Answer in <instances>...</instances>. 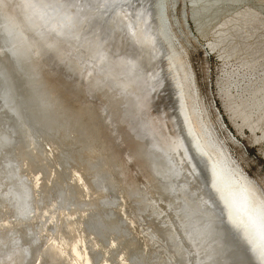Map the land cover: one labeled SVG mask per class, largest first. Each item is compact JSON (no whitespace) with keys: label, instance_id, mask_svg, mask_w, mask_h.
<instances>
[{"label":"bare ground","instance_id":"6f19581e","mask_svg":"<svg viewBox=\"0 0 264 264\" xmlns=\"http://www.w3.org/2000/svg\"><path fill=\"white\" fill-rule=\"evenodd\" d=\"M16 1L21 3L18 12L24 21L20 20L18 12V18L13 12L8 15L3 8L4 1L0 0V264H171L172 260L194 251L182 240L177 225L182 227L183 233L186 226L192 227L195 224L191 222L198 220L203 223L201 226L208 227V230H199V236L209 232L214 237L208 256L211 264H264V193L257 182L235 164L220 142L217 143L197 78L184 48L176 43L168 12L180 4L184 20L203 35L212 23L251 0H149L155 13L153 37L161 57L164 80L161 79L181 141L180 152L170 154L160 149L155 138L136 130L130 133L137 156L143 160L147 175L157 187L149 191L150 200L143 196V185H139V181H129L128 172L118 158L120 154L114 147V151L111 150L112 145L106 139H101L89 119L77 110L76 113L64 110L65 104L58 110L56 99L49 94L50 80L35 69L38 41L48 42L52 49L47 46L46 50H56L51 46L54 44L49 43L54 41L48 40L53 31L47 28V33L51 31L47 36L46 31L44 34L39 31L38 41L29 37L30 32L41 29L40 20L46 17L40 19L38 14L40 20H37L36 14L30 16L24 0L23 3ZM37 7H41L39 3ZM244 8L222 25L224 29L218 32L213 46L222 47L227 57L243 50L254 66L258 58L264 59V19L259 13ZM48 15L51 16L49 12ZM59 28L57 26V30ZM250 39L255 41L250 43ZM133 70L135 68H132L134 74ZM112 80L114 84L120 79ZM134 81H126L123 86L133 88ZM244 92L235 96L226 92L224 108L232 121L241 118L243 125L254 130L253 115H258L259 121L264 119V77ZM132 99L130 93L125 92L117 102L116 118L124 123L137 114ZM109 148L111 152L105 155ZM184 163L196 173H203V183L198 181L204 189H197L206 191L207 194L200 195H208L206 198L214 213L202 209L204 202L201 203L206 199L201 201L198 197L201 203L199 199L197 203L194 201L193 196H199V192L191 196L193 199L190 197L197 189L189 190L188 195L187 179L181 181L180 178L193 179L196 173L193 170L192 177H186ZM162 181L165 184H161ZM194 186L191 188L197 185ZM177 199L182 200V204L174 211L172 206ZM159 201L167 203L174 211L172 217L178 221L163 216L164 207L157 208ZM179 214H183V220ZM187 222L190 223L187 225ZM187 227L183 234L188 239ZM168 244L173 252L168 250ZM157 248L160 256L154 257Z\"/></svg>","mask_w":264,"mask_h":264},{"label":"rangeland","instance_id":"374dc122","mask_svg":"<svg viewBox=\"0 0 264 264\" xmlns=\"http://www.w3.org/2000/svg\"><path fill=\"white\" fill-rule=\"evenodd\" d=\"M3 1L1 0V2H3L2 3L3 8H6L4 9V11L8 15H10L11 12H13V14L16 13L14 16L15 17L17 16L18 18L17 12L21 8L19 7L21 6V3H19V1L16 0H12V1L3 0ZM24 1H25L24 3H26V5L30 9V16L32 14L33 17L34 14H36L34 18H36L37 20H40L42 17H46V19L51 18L50 20L49 19L46 20L45 18L44 19L42 18L40 21L42 24H44L45 27L40 23V26H42L41 27L42 30L39 28L40 30L38 29L37 31L30 32L29 37L32 36V39L35 41L37 40L36 36L38 35V32L40 31L39 34L40 33L44 34L45 31L47 33L46 30L47 28H51L50 30L56 33L55 35L52 34L53 33L52 32L50 33V37H48V40H52L55 42V43L49 42L51 44L52 43L54 44V45L51 44L49 45L56 47L54 48L56 50H50L52 49V47H49L47 45L48 42H42V41L40 42L37 40L39 47L38 48L39 57H37V63L35 64V69L37 73L39 72L38 74L40 75L42 72L41 76L44 79L50 80L49 88H48L50 91L49 94L51 95V97L53 96L52 98L54 100L56 99V103L58 104V110H62V108L60 107H63V104H65L64 106L66 105L67 106L63 107V109L65 108L64 110L69 111L70 113H73L74 110L76 113L77 110V113L80 112L79 114L83 115L85 119L87 120L89 119L91 121V124L94 125L101 139L102 140L106 139L105 141L109 142V145H112L111 147L109 146L111 150L113 149L112 151H114L115 148L116 152L120 154V156L118 155L119 156L118 158L124 164L126 172H128L127 177L129 176L128 177L129 181L130 180L131 182L132 180L137 182L139 181L138 184L143 185L142 189L143 191L145 190L144 192L142 191V193L144 194L143 196H147L146 198L150 200L151 198V196H149L150 192L155 191L157 187L153 183V181L149 178V175H147L146 167L144 166L143 160H141V157L137 156L135 147H133L134 140L130 133H132V130H136L145 133L148 137L155 138L160 149L166 153L172 154L173 152L174 153L180 152L179 148H181V141L179 139L178 131L175 126V122H173L174 121L172 117L173 111L171 110V106L169 104L170 101L168 99V96L166 95V91L164 90L165 89L164 82L162 81V79L164 80V77L162 73V63H161L160 53L157 50L158 49L157 44L154 43L155 41L153 37L154 36L153 26L155 22V13L152 9L153 5L151 1L149 0H97V1L95 0L94 1L93 0L95 3L92 0L90 1L89 0H49V2L48 0H36V3L35 0L34 1L28 0L29 2H26L27 0ZM32 1L35 6L33 5V3H31ZM21 2L23 3V0ZM38 3L39 6H41L39 8L37 7ZM84 3L86 5L88 3V5L87 6L83 5ZM93 3L94 5H92ZM31 4L33 5L34 8L32 7ZM51 5L52 7H54V9L51 7ZM12 6L14 7V10H12L13 8ZM84 6H86V8L88 7L87 10L86 8H84ZM240 6H236V8L234 9L235 12L234 10H232L235 14L231 11L229 12V14L228 13L225 14L219 20L212 23L211 26L206 29L203 35L197 33L193 24L188 23L186 20H184L182 15L183 11L180 4H178L177 7L174 8V10L168 9V12L173 25L172 26L173 31L176 34V39H175L176 43L177 45L180 44V46L184 48L183 50L186 52L188 60L197 78L199 90L202 95L206 111L209 115L210 127L212 129V132L214 133L217 143L220 142V144L226 149L230 157L233 159L235 164L250 178L255 180L259 185L260 189L264 193V119L262 121H259L258 115L254 114L251 119V122L253 125L256 124L255 127L256 129L251 130L248 126L243 125L241 118L239 119L237 118L232 121L230 113L227 112L224 108V105L226 103V98H225L226 92H228L231 96H235L237 94H242L251 85L259 84L262 77H264V65H263L264 59L258 58L257 59L258 63L255 64L254 66H251L250 65L251 62H249L250 56L245 51L242 50L232 57L229 56L227 57V55L226 56L224 55L222 51V47L213 46V44H215V42L217 41L218 32L224 29L222 25L226 21L232 20L234 16H236L239 10L245 9L244 7L259 13L260 17L264 19V0L263 1L251 0L247 4L243 5V7L242 5ZM50 7L52 9H50ZM31 9L32 10L35 9L34 10L35 12H32ZM52 10L55 11L53 12ZM90 10L92 13H90ZM41 12L42 13L44 12L43 13L44 16L43 14L41 15ZM48 12L51 16L48 15ZM18 13H19V18H21L20 20H22L23 18L20 15V12ZM38 14L41 17H39ZM52 17H55V19ZM63 18L67 20L65 21ZM48 21L49 23L47 24ZM57 26L58 28L60 27L58 30H57ZM115 28H117L116 31ZM51 31L48 30L46 36ZM152 41L154 43V46L153 43H150ZM249 41L250 43H253L255 40L250 39ZM43 45L46 46L45 50ZM47 46L50 49L46 50ZM1 51L2 49L0 48V54H2ZM154 52L155 54H153ZM156 54L157 56H155ZM3 55H5V59L7 61L10 60L8 56H6V54ZM95 59L97 60L95 61ZM132 68L133 69L135 68V70H133L134 74L132 72ZM159 68H161V70ZM125 73H127L128 76ZM135 73L138 75L139 78L134 77L136 76ZM130 74L131 75L133 74L132 76L133 78L131 77ZM92 76L94 77L92 78ZM87 78L88 80H86ZM112 79L114 80L120 79L119 80L120 82L116 80L114 81L113 84ZM121 79H123L122 82ZM129 80L130 81L135 80V81L133 88L131 87L127 89L125 87L128 86H123V85L127 83L126 81L129 82ZM110 81H112V83ZM103 87L106 89H104ZM132 89H134L133 92ZM125 92L130 93V96H132L133 98L132 100L135 103V108H136L135 111L137 114L134 118L135 120L132 118L131 120H128L127 122L124 123L120 121L118 118H116L115 112L118 109L117 102L119 100H122ZM135 94L138 95L136 96ZM116 95L117 97H115ZM142 96H144L145 98ZM143 99L145 100L143 101L145 103L142 102ZM69 108L73 110L71 111ZM138 108L140 109L138 110ZM110 148L105 150L104 153L105 155L106 154L108 155V153L111 152ZM138 159H140L141 161H139ZM184 165H186V169H187L184 170L186 173L185 174L183 172L184 175L186 177L187 175L192 177L191 173L193 172V170L196 173L195 169H191L192 167L190 166L189 169L187 166L188 164L186 163H184ZM184 165L183 167H185ZM195 173L193 174L194 176ZM199 173L200 171H197L196 177L193 176L195 179L180 178L181 181L187 179V184L189 185L186 186L188 189L186 191L189 192L190 190L191 192V189L196 190L197 188L204 189V186L202 185L203 173L201 174ZM194 180H196V182H194ZM198 180H201L202 183L199 184ZM162 182L163 183L161 184H165L164 181ZM190 183L195 184V186L197 185L198 187L196 186L195 189L191 188L194 185L191 186ZM196 183H198L199 185ZM154 185L155 188H153ZM146 189L148 191H146ZM190 192L188 195H190ZM198 192H199V196L197 195ZM205 192H206L205 190L198 191L197 189L196 191H194L195 194L191 192L192 194L190 195V197L193 195H197V197L193 196V198H195L194 201L196 203H197L196 200L199 199L198 197H200L201 201L203 199H206V201L203 200L202 203L200 199L198 200L200 201L199 203L201 204H203L204 202V208L202 207V209L203 210L207 209L206 211H210L214 213L211 203L206 198L208 197V195L203 197L204 196L203 194H207ZM201 193H203L202 194L203 196L200 195ZM186 195L187 194H185V196ZM162 203L163 205H161ZM174 203L175 204L172 206V210H174V208L175 209L179 208L180 205L182 204V200L177 199ZM166 205H167L166 202L159 201L157 208L164 207L162 209L165 211L163 216L165 218L167 217L170 218L172 217V215L174 216L173 212L175 210L172 211L171 208H169V206L167 205L168 208L166 211V207H167ZM179 215H181V217L180 216L178 217L182 218L183 220L184 218L183 214H179ZM174 220L178 221L177 218ZM198 221L196 222L194 221L195 223L193 221L192 222L190 221L191 224L192 223L195 224V225L192 224L195 227L189 226L190 222H187V225L189 224L188 227L186 226L189 232V234L188 233L186 234L188 239L184 235L187 232L185 229L186 227L184 228L185 232L183 231L184 233L183 234L181 232L182 227L180 228L179 225H177L178 228L177 227L176 228L178 229V231H180L179 233H181V236L183 237L182 240H184L187 243V246H190L191 249L193 248L192 250L194 251L192 254L189 253L185 254V257L189 256L190 258L188 257L187 259V257L186 258L178 257L175 260H172L171 264H176V262L178 263L179 260L180 261L182 260V262L185 264L187 263L192 264L194 262L195 264L196 263L211 264V262L208 261V256L211 253L214 237H211L212 234L211 233L208 234L209 232L206 233V235H204L203 237L199 236L200 233L198 234L197 232H199V230L200 232H202L204 229L208 230V227L206 228V225H204V227L203 225L201 226V224L203 223L200 222L201 223L200 224ZM199 225L200 227H198ZM208 236H210V238ZM210 240L212 241V243ZM168 245L169 246H167V248L168 250H170L171 244ZM157 252H158V248L156 249V254H155L156 256L154 257L160 256V253L158 254ZM171 252H173V250ZM195 256L198 259H196ZM189 260L192 261L189 262Z\"/></svg>","mask_w":264,"mask_h":264}]
</instances>
